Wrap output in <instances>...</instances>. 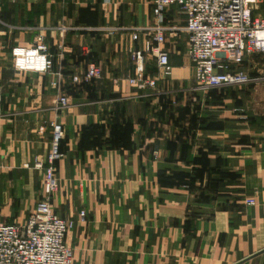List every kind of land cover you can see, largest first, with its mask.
<instances>
[{"label": "crops", "instance_id": "1", "mask_svg": "<svg viewBox=\"0 0 264 264\" xmlns=\"http://www.w3.org/2000/svg\"><path fill=\"white\" fill-rule=\"evenodd\" d=\"M165 18L184 25L176 6ZM151 23V0H0V224L23 223L41 198L42 170L24 163L46 164L57 121L51 204L75 221L71 264H264V78L197 87L179 31L164 46L171 76L136 90L134 29ZM39 34L50 72L21 56ZM262 59L239 68L264 77ZM88 62L101 76L72 81Z\"/></svg>", "mask_w": 264, "mask_h": 264}, {"label": "built area", "instance_id": "2", "mask_svg": "<svg viewBox=\"0 0 264 264\" xmlns=\"http://www.w3.org/2000/svg\"><path fill=\"white\" fill-rule=\"evenodd\" d=\"M259 0H151L152 23L135 28L143 34L141 49H132L130 58L134 65L127 82L134 89H155L159 81L172 74L169 50L165 44L169 37L183 31L186 35L185 56L193 67V80L201 89L242 86L264 77H252L240 65L254 54L264 56V16L253 13ZM176 6L184 17V25L166 23V11ZM64 28H62V31ZM134 38V36H132ZM88 52L87 46H82ZM24 59L42 58L43 72L52 69V53L42 34L36 36L32 46L21 51ZM154 61L155 72L147 70V62ZM101 76V68L88 62L82 75L72 76V81H90ZM1 102V93H0ZM59 106L67 98L59 95ZM50 150L46 164L39 159L24 163L25 167L42 170V194L33 211L23 223L0 224V264H71L73 249L65 241L74 219H64L53 211L52 195L58 187L54 163L64 156L60 143L64 128L60 122L50 123ZM254 205L253 197L244 199ZM86 212L79 211V221H85Z\"/></svg>", "mask_w": 264, "mask_h": 264}, {"label": "rangeland", "instance_id": "3", "mask_svg": "<svg viewBox=\"0 0 264 264\" xmlns=\"http://www.w3.org/2000/svg\"><path fill=\"white\" fill-rule=\"evenodd\" d=\"M253 12L254 14H261L264 16V0H259L254 6H253ZM257 56L261 55L263 57L262 61L258 66H260L261 69H264V56L262 54H256ZM260 73V72H259ZM264 73V72H263ZM262 73V74H263Z\"/></svg>", "mask_w": 264, "mask_h": 264}, {"label": "trees", "instance_id": "4", "mask_svg": "<svg viewBox=\"0 0 264 264\" xmlns=\"http://www.w3.org/2000/svg\"><path fill=\"white\" fill-rule=\"evenodd\" d=\"M254 13V12H253ZM60 150H61V143H60ZM62 151V150H61Z\"/></svg>", "mask_w": 264, "mask_h": 264}]
</instances>
